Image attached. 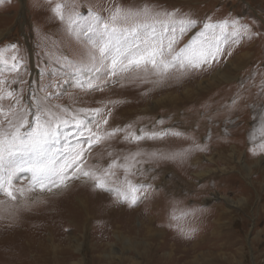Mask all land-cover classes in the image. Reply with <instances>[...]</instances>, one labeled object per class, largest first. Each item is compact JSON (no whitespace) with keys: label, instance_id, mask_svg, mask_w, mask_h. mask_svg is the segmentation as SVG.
Wrapping results in <instances>:
<instances>
[{"label":"rangeland","instance_id":"1","mask_svg":"<svg viewBox=\"0 0 264 264\" xmlns=\"http://www.w3.org/2000/svg\"><path fill=\"white\" fill-rule=\"evenodd\" d=\"M55 3L67 5L66 17L70 11L87 16L89 10L106 17L115 5L148 4L179 9L201 23L240 18L251 26L255 20L254 31L260 35L251 39L242 37L234 45H225L226 53L211 67L173 71L165 77L155 75L151 69L128 73L113 78L103 91L78 90L72 87L74 76L69 75L71 83L64 84L67 91L54 103L72 109L106 106V110H111L106 126L109 128L131 124L130 131L173 129L188 137L169 136L164 140L132 144L124 142L120 134L95 146L88 156V166L103 169L114 158L122 161L128 153L143 149L146 153L152 150L170 153L196 143L205 150L190 151L176 161H149L147 156L139 157L145 161L138 165L143 174L130 178L134 183L151 184L160 191L146 193L148 198L137 207L118 204L112 194L94 190L85 180L72 181L67 189L33 194L31 199L37 203L28 209L6 204L4 219H0V264L35 263L37 253L27 254L24 250L36 240L48 248L52 257L64 252L68 264H152L168 251L157 250L161 238L146 226L149 212L159 220L155 227L166 230L180 251H184L182 245L187 241L179 234L181 228L194 229L191 237L201 228L234 236L232 247L226 244L219 251H213V243L202 245L198 253H191L194 264H215L221 260L233 264L241 261L264 264V150L259 146L264 142L261 133L264 0H0V47L17 45L18 55L23 57L28 69L20 74L23 83L10 84V87L22 89L25 97L29 94V82L33 88L37 86L36 81L59 83L51 80L49 74L72 72L70 68H61L56 60L67 57L71 62H78L84 51V45L53 14ZM191 35L189 32L181 38L177 48L186 44ZM12 54L17 53H9ZM14 78L15 73L2 71L0 74V79L9 82ZM234 97L239 99L233 106ZM9 103L5 101V106ZM160 120L163 124L158 123ZM113 171L117 177H123L121 169ZM82 192L98 211L95 217L89 216L93 220L88 225L76 232L74 224H79L82 217L71 203ZM4 199L0 196V200ZM163 200L169 214L159 209ZM173 200L176 203H170ZM194 210L195 216L190 214ZM13 211L15 215L9 217L7 213ZM52 239L59 250L51 247ZM226 239L220 244L228 243ZM62 240L65 243L61 247ZM166 261L162 259L158 264ZM188 263L185 260L180 264Z\"/></svg>","mask_w":264,"mask_h":264},{"label":"snow or ice","instance_id":"2","mask_svg":"<svg viewBox=\"0 0 264 264\" xmlns=\"http://www.w3.org/2000/svg\"><path fill=\"white\" fill-rule=\"evenodd\" d=\"M66 8L67 5L55 3L52 11L59 22L65 24L66 31L84 45V51L78 62H71L67 57L55 61L61 68L72 70L64 75L60 72L49 74L51 80L59 83L36 81L37 86L33 88L29 82V94L25 97L22 89L17 91L10 87V84L23 83L20 74L28 71L23 57L18 55V46L0 47V74L2 71L16 74L10 82L0 79V196L5 198L0 200V219H4L2 213L6 204L28 209L37 203L31 199L33 194L67 189L75 180H85L94 190L112 194L118 204L137 207L148 198L146 193L160 191L151 184L134 183L130 178L143 174L138 165L145 161L139 157L176 161L190 151L205 150L196 143L170 153L137 150L125 155L122 161L114 158L103 169L88 166L93 148L120 134L124 142L132 144L164 140L169 136L188 137L173 129L130 131L131 124L109 128L106 126L111 110H106V106L72 109L54 103L67 91L64 84L71 83L69 75L74 76L72 87L78 90L103 91L113 78L128 73L151 69L155 75L165 77L173 71L211 67L226 53L225 45H234L242 37L251 39L260 35L254 31L255 20L251 26L240 18L201 23L179 9L168 10L148 4L115 5L106 17L90 10L87 16L70 11L66 17ZM189 32L192 35L188 42L177 48L180 39ZM13 52L17 54L9 55ZM261 91L264 93V84H261ZM238 99L234 97L231 104L236 105ZM5 101L10 103L5 106ZM158 123L163 124V120ZM261 133L264 140V125ZM259 146L264 150V142ZM117 168L123 171L122 178L113 171ZM190 214L195 216V210ZM7 215L14 216L15 212ZM193 232L192 228L179 230L184 238L191 237Z\"/></svg>","mask_w":264,"mask_h":264},{"label":"bare ground","instance_id":"3","mask_svg":"<svg viewBox=\"0 0 264 264\" xmlns=\"http://www.w3.org/2000/svg\"><path fill=\"white\" fill-rule=\"evenodd\" d=\"M114 124L116 125L117 123L114 122ZM120 126H125L124 124H120ZM138 129V128H137ZM184 131V130H183ZM203 140V139H202ZM130 147V146H129ZM148 147V145H147ZM144 150V149H143ZM153 151V150H152ZM107 157L108 154L106 155ZM123 156V155H122ZM146 158V157H145ZM143 159V158H142ZM150 161V160H149ZM105 163H108L105 162ZM144 167V166H143ZM147 172V171H146ZM146 175V174H145ZM168 192V191H167ZM85 193V192H84ZM84 193L82 192V195L79 196H75V198L73 199L71 205L74 209V211L77 212V214L80 215V217H82L75 225V231L79 232L80 229H83V227L90 222V219L93 220V217L96 216L98 209L96 207V205H94L90 200H87L89 198H86L84 196ZM85 198V199H84ZM69 200V199H68ZM149 201V200H148ZM163 203H160L162 205V208L159 207V209L161 211H165V212H170L169 208L167 207L168 205H166L165 201H162ZM154 203H156V201H154ZM68 204V202H67ZM116 205V204H115ZM123 206V205H122ZM157 209V208H156ZM62 210V208H61ZM123 210V207L121 208V211ZM158 210V211H160ZM60 211V210H59ZM125 211V210H124ZM150 211V210H149ZM157 211V212H158ZM66 212V210H65ZM92 212V213H91ZM128 213V212H127ZM156 213V212H155ZM75 214V213H74ZM94 216L91 218L89 217L90 215ZM121 214V213H120ZM144 214V213H143ZM147 214V212L145 213ZM117 216V215H116ZM128 217V216H127ZM75 218V217H74ZM127 219V218H126ZM131 219V217H130ZM129 219V220H130ZM74 220V219H73ZM128 220V219H127ZM145 220L147 221L148 225H146V223L144 222V225H146L147 227H149V229H151V232H155L157 233V235L159 236V238H161L159 245H157L159 252L161 251H168V254L165 257H159L157 258V260H155L152 264H155L158 262H162L163 260H167L166 264H180L181 262H185V260H188V264H194L195 260L193 259L191 253L193 252V255L195 253H198L197 250H199V248L203 245L204 247H206L208 245V243H213L212 245L215 246V248H213V251H219L224 249L225 247H227V245L232 247V240H234V236L233 235H228L224 234L223 232H219L217 229L214 230L213 232H211V228L209 229H204L201 228L200 231H198V233L192 237L187 238L185 241L186 243L183 244L182 246H184V251H180L178 248H175V243L171 242L172 240L167 236L168 233L166 230H162V228H157L155 226L159 225V220L151 215V213L149 212L148 216L145 218ZM75 221V220H74ZM205 221V220H203ZM220 220H218L217 222H219ZM206 222V221H205ZM220 223V222H219ZM129 224V223H128ZM221 224V223H220ZM73 225V224H72ZM88 225V224H87ZM207 226V225H206ZM209 226V225H208ZM160 227V226H159ZM166 227V226H165ZM45 228V227H44ZM158 229H161V231H159ZM215 229V228H214ZM224 238L228 239V243L224 244H220L222 240H224ZM226 239V240H227ZM53 242V245L51 246L55 251L59 250V248H57V246H55L54 244V240H51ZM179 242V241H178ZM65 243V241H60L61 247L62 244ZM59 244V243H58ZM227 244V245H226ZM65 245V244H64ZM224 245V247H223ZM183 248V247H182ZM181 248V249H182ZM211 248V247H210ZM51 250V248H50ZM64 249L61 248V252ZM27 252V254L32 253H37L38 257L35 260V263L32 264H68L69 259L64 256V252L61 253V255H55V257H52L48 251V248L45 245H42V243L40 242V240H36V241H32L30 242V244L27 246V248L24 250ZM58 252H55V254ZM180 253V255H178ZM217 254V253H216ZM220 254V253H219ZM214 255V254H213ZM212 255V257H213ZM203 256V255H202ZM259 256V255H258ZM57 257V258H56ZM192 257V259H191ZM219 255L215 256V259H218ZM196 258V257H195ZM242 258V257H241ZM22 259V258H21ZM243 259V258H242ZM32 260H33V256H32ZM77 260V259H76ZM99 260V259H98ZM31 261V260H30ZM73 261V260H72ZM97 261V260H96ZM229 260H221L218 263L215 264H233V263H229ZM30 263V262H29ZM97 263V262H96ZM237 264H245V261H241Z\"/></svg>","mask_w":264,"mask_h":264}]
</instances>
